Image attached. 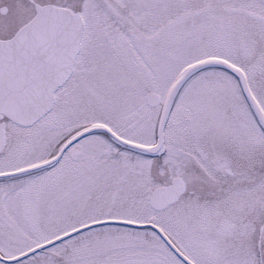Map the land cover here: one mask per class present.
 Returning a JSON list of instances; mask_svg holds the SVG:
<instances>
[{"label": "snow or ice", "instance_id": "1", "mask_svg": "<svg viewBox=\"0 0 264 264\" xmlns=\"http://www.w3.org/2000/svg\"><path fill=\"white\" fill-rule=\"evenodd\" d=\"M0 264H264V0H0Z\"/></svg>", "mask_w": 264, "mask_h": 264}]
</instances>
